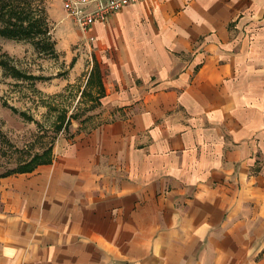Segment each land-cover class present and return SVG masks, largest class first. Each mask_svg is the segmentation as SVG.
Returning <instances> with one entry per match:
<instances>
[{"label":"crops","instance_id":"obj_1","mask_svg":"<svg viewBox=\"0 0 264 264\" xmlns=\"http://www.w3.org/2000/svg\"><path fill=\"white\" fill-rule=\"evenodd\" d=\"M80 32L109 118L0 176V264H264V0H141Z\"/></svg>","mask_w":264,"mask_h":264},{"label":"rangeland","instance_id":"obj_2","mask_svg":"<svg viewBox=\"0 0 264 264\" xmlns=\"http://www.w3.org/2000/svg\"><path fill=\"white\" fill-rule=\"evenodd\" d=\"M38 1L51 46L0 39V175L35 155L45 159L44 151L52 152L60 137L91 128L110 114L95 102L91 77L80 94L91 66V41L81 38L61 0ZM244 33L250 37L247 29ZM8 64L33 79L13 77L4 70Z\"/></svg>","mask_w":264,"mask_h":264},{"label":"trees","instance_id":"obj_3","mask_svg":"<svg viewBox=\"0 0 264 264\" xmlns=\"http://www.w3.org/2000/svg\"><path fill=\"white\" fill-rule=\"evenodd\" d=\"M47 31V21L44 16V11L40 6V1L0 0V39L4 38L17 41L34 40V42L36 41V45L41 44L45 47H49L51 46V43L46 36ZM1 63L4 64V62ZM4 70L7 73L10 72L15 78L33 79L32 76L19 72L15 66L10 64H8ZM99 88L100 91L97 98L102 95L101 84ZM42 156H45L46 158L40 160V155H35L29 161L16 168V170L5 172L0 176H4L12 172L31 171L37 164L50 162V149H46Z\"/></svg>","mask_w":264,"mask_h":264},{"label":"built area","instance_id":"obj_4","mask_svg":"<svg viewBox=\"0 0 264 264\" xmlns=\"http://www.w3.org/2000/svg\"><path fill=\"white\" fill-rule=\"evenodd\" d=\"M141 0H61L66 16L82 33L120 9Z\"/></svg>","mask_w":264,"mask_h":264}]
</instances>
